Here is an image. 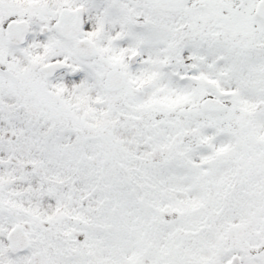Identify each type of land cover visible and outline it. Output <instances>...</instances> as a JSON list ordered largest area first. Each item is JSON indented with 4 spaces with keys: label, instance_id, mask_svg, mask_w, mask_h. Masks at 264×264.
<instances>
[{
    "label": "snow or ice",
    "instance_id": "snow-or-ice-1",
    "mask_svg": "<svg viewBox=\"0 0 264 264\" xmlns=\"http://www.w3.org/2000/svg\"><path fill=\"white\" fill-rule=\"evenodd\" d=\"M0 264H264V0H0Z\"/></svg>",
    "mask_w": 264,
    "mask_h": 264
}]
</instances>
